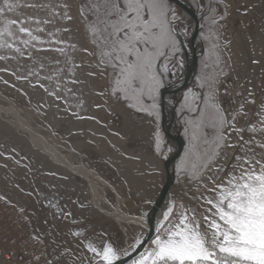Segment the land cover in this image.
<instances>
[{
  "label": "rangeland",
  "instance_id": "rangeland-1",
  "mask_svg": "<svg viewBox=\"0 0 264 264\" xmlns=\"http://www.w3.org/2000/svg\"><path fill=\"white\" fill-rule=\"evenodd\" d=\"M179 1L199 20L195 51L201 57L194 83L183 91L185 95L189 91L196 95L197 111H188L185 116L184 109H189L186 102L179 106L187 145L171 166L174 184L155 221L156 235L128 264H136L151 251L153 240L178 223L182 214L195 216L204 230L203 216L211 215L205 198L214 197L209 191L213 182L219 184L233 172L235 156L264 159V149L252 145L254 152H242L239 147L241 137L257 144L264 141V131H247L253 125L264 129L259 123L264 115V0ZM3 2L0 0V6ZM9 2L16 7L6 10L0 20L25 21L22 26L45 43L34 41L26 47L19 41L28 37L13 27L17 38H9L8 42L21 52L0 48V56L5 57L0 60V96L31 115L35 125L53 134L61 146L73 150L76 160L81 159L114 190L97 184L110 207L103 208L105 213L93 208L85 180L33 150L25 138L0 119V198L26 213L36 240L56 257L57 264H97L98 257L88 250V244L97 249L111 245L122 258L141 243L146 230L135 224H118L106 213L110 215L118 208L146 223L165 179L163 163L174 151L173 143L160 129L159 92L165 84L179 86L184 76L180 43L190 53L193 21L169 3L178 17L171 27L179 53L157 61L161 87L149 97L116 91L117 73L105 66L100 47L93 43L95 37L89 31L96 20L93 5L97 0ZM60 48L63 53L52 50ZM169 75L173 80L163 82ZM195 86L198 92L193 90ZM213 103L236 129L245 131L238 133L226 127L223 131L227 143L236 147L220 148L219 156L208 167L194 171L196 157L189 155L193 129L188 122L196 120L200 111H207ZM204 136L211 143L215 132L205 128ZM197 143L199 164H203L204 146ZM219 168L224 170L217 172ZM169 208L172 212L165 221L163 214Z\"/></svg>",
  "mask_w": 264,
  "mask_h": 264
},
{
  "label": "snow or ice",
  "instance_id": "snow-or-ice-1",
  "mask_svg": "<svg viewBox=\"0 0 264 264\" xmlns=\"http://www.w3.org/2000/svg\"><path fill=\"white\" fill-rule=\"evenodd\" d=\"M14 7L16 5L9 0H4L3 6H0V16ZM93 13L96 20L89 25V31L95 37L93 43L100 47L105 66H111L117 73L116 91L154 96L161 87L156 71L157 61L169 55L175 57L179 53L171 27L172 21L178 17L170 8L168 0H97L93 5ZM24 23L23 20H0V48L21 52L20 48L8 42L9 38H17L13 27L28 37L19 41L26 47L34 41L45 43L23 27ZM35 23L39 24L40 21ZM36 31L43 29L37 28ZM52 50L63 53L62 48ZM2 59L5 57L0 56ZM184 99L189 110L196 112V95L189 91ZM188 123L193 129L189 155L196 157L192 163L194 171L199 167H208L219 156L220 148L236 147L227 143L228 137L223 131L226 127L238 133L245 131L236 129L232 122L226 120L222 110L214 103L207 106V111L201 110L196 120ZM259 123L264 124V115ZM205 128L215 132L211 143L204 136ZM258 130L264 131L256 125L247 129L250 132ZM240 139L242 152H254L252 145L264 149V141L257 144L252 139ZM198 141L204 146L206 160L203 164H199L201 156L198 154ZM235 160L237 163L233 165V172L221 183L213 182V187L209 189L215 194L214 197L205 198L211 215L203 216L204 230L201 231L200 222L195 216L182 214L178 223L165 228L162 236L153 240L154 248L142 255L136 264H264V159H257L255 155L248 158L237 155ZM223 170L219 168L217 172ZM171 212L169 208L163 214L165 221L169 220ZM87 248L98 257L97 264L101 261L103 264H117L120 259L111 245L97 249L88 244Z\"/></svg>",
  "mask_w": 264,
  "mask_h": 264
},
{
  "label": "bare ground",
  "instance_id": "bare-ground-1",
  "mask_svg": "<svg viewBox=\"0 0 264 264\" xmlns=\"http://www.w3.org/2000/svg\"><path fill=\"white\" fill-rule=\"evenodd\" d=\"M0 119L13 127L21 137L25 138L33 150L44 155L49 161L65 169L70 174L85 180L89 186L90 200L93 207L100 211H103L105 206L110 207L104 198L103 191L98 186L100 184L102 187H108V185L101 181L95 172L87 169L81 159L76 160L73 150L61 146L53 134L35 125L31 115L24 113L2 96H0ZM78 157L80 158L79 155ZM166 203L167 201L164 205ZM106 215L111 216L118 224H135L145 228V230L147 229L146 223L140 218L128 216L118 208H114L112 214L106 213Z\"/></svg>",
  "mask_w": 264,
  "mask_h": 264
},
{
  "label": "built area",
  "instance_id": "built-area-1",
  "mask_svg": "<svg viewBox=\"0 0 264 264\" xmlns=\"http://www.w3.org/2000/svg\"><path fill=\"white\" fill-rule=\"evenodd\" d=\"M57 264L36 240L25 212L0 198V264Z\"/></svg>",
  "mask_w": 264,
  "mask_h": 264
},
{
  "label": "water",
  "instance_id": "water-1",
  "mask_svg": "<svg viewBox=\"0 0 264 264\" xmlns=\"http://www.w3.org/2000/svg\"><path fill=\"white\" fill-rule=\"evenodd\" d=\"M168 3L174 4L175 6H177L183 12L184 15L188 16L193 21L189 45H190L192 51L194 52L195 45L198 41V32H199V20L196 16L195 12L193 10H191L190 8H188L186 4L180 2L179 0H168ZM181 48L183 50L185 58L187 59V51H186L185 46L182 42H181ZM196 67H197V65L195 62V58H193V61L190 65H188V63H187L186 75H185L183 83L179 87H177L176 89L169 91L168 94H171L174 96L178 95L190 82V79H191L193 73H195V71H196ZM165 94H166V92L163 91L161 93V96H160V98H161L160 112H161V126L162 127L164 125V119H165V111L163 108V102H164ZM164 134L167 136L168 139H171L176 143V150L163 163L165 179H164V182H163V184H162V186L158 192V195H157V197L153 203L152 208L150 209V211L147 214L146 233H145L141 243L131 253L120 258L117 261V264H128L129 262H131L132 260L137 258L145 250V248L150 244V242L152 241V239L156 235L155 221H156L158 215L161 213L162 207H163L164 203L167 201L169 191L174 184V179H173V176L171 173V166L175 162V160L178 158V156L180 155V153L182 151V146H183V142L180 139L172 138L169 130H167V131L164 130Z\"/></svg>",
  "mask_w": 264,
  "mask_h": 264
},
{
  "label": "flooded vegetation",
  "instance_id": "flooded-vegetation-1",
  "mask_svg": "<svg viewBox=\"0 0 264 264\" xmlns=\"http://www.w3.org/2000/svg\"><path fill=\"white\" fill-rule=\"evenodd\" d=\"M198 43V42H197ZM196 43V44H197ZM190 48V53H189V49L186 47V51H187V59L185 58V55L183 53V50L180 46V51L184 57V63H185V73L184 76L181 79V82L179 84V86L183 83L185 75H186V67H187V63L188 65H190L193 61V58H195V62L197 65V61L198 59L201 57V55L196 54V51L194 49V52L192 51L191 47ZM197 70V69H196ZM195 73H193L190 82L188 83V85L176 96L168 94L169 91L176 89L177 87H174L173 85H168L165 84L164 87L160 90L159 92V112L161 109V93L163 91L166 92L165 96H164V102H163V108L165 111V119H164V125L163 127L161 126V112H160V129L162 131V134L167 138V136L164 134V130H169L172 138H177L180 139L183 142V146H182V151L186 148L187 145V141H186V137L184 135V124L182 123L181 117H180V111H179V106H181L183 104V102H185L184 97L185 94L183 93L184 90H186L189 86H191L194 83V79H195ZM163 82L169 81L171 82L173 80L172 76L169 75L168 78H164L162 79ZM194 91L198 92V87L195 86V88L193 89ZM198 94V93H197ZM170 99H172V102H170ZM188 111L190 112L189 109H184V115L186 116V114L188 113ZM193 113V112H192ZM170 142L173 143L174 146V151L176 150V143L171 140L168 139ZM174 151L172 152V154L174 153ZM181 151V153H182ZM180 153V154H181ZM179 157V156H178Z\"/></svg>",
  "mask_w": 264,
  "mask_h": 264
},
{
  "label": "crops",
  "instance_id": "crops-1",
  "mask_svg": "<svg viewBox=\"0 0 264 264\" xmlns=\"http://www.w3.org/2000/svg\"><path fill=\"white\" fill-rule=\"evenodd\" d=\"M108 185V184H107ZM109 187H107V188H110L112 191L114 190L113 189V187L112 186H110V185H108ZM119 199V198H118ZM121 200V199H120ZM120 200H118L119 202H120ZM89 203H90V201H89ZM93 207V206H92ZM93 208H95V207H93ZM95 209H97V208H95ZM98 210V209H97ZM100 211V210H99ZM103 213V212H102ZM138 219V218H137ZM141 219V218H140ZM143 222H145L144 221V219H141ZM140 228H142V229H144L143 227H140ZM61 264V263H60Z\"/></svg>",
  "mask_w": 264,
  "mask_h": 264
}]
</instances>
